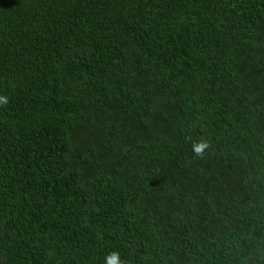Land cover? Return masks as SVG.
Segmentation results:
<instances>
[{"label": "trees", "instance_id": "16d2710c", "mask_svg": "<svg viewBox=\"0 0 264 264\" xmlns=\"http://www.w3.org/2000/svg\"><path fill=\"white\" fill-rule=\"evenodd\" d=\"M0 94V264H264V0H0Z\"/></svg>", "mask_w": 264, "mask_h": 264}, {"label": "clouds", "instance_id": "9594fccd", "mask_svg": "<svg viewBox=\"0 0 264 264\" xmlns=\"http://www.w3.org/2000/svg\"><path fill=\"white\" fill-rule=\"evenodd\" d=\"M9 104V97L7 95L0 94V107ZM191 142L192 152L196 158H204L205 153L210 149L211 143L204 137H200L197 140H191V137L187 138ZM104 264H125L121 260L120 253L118 251H111L106 253L104 258Z\"/></svg>", "mask_w": 264, "mask_h": 264}]
</instances>
